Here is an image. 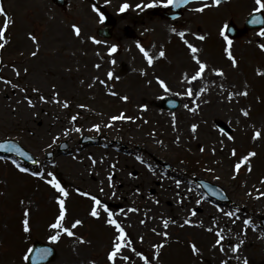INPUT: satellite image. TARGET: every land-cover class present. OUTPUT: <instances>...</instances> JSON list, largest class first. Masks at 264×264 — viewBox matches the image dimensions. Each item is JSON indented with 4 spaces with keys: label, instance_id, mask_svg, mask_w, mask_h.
I'll list each match as a JSON object with an SVG mask.
<instances>
[{
    "label": "rangeland",
    "instance_id": "1",
    "mask_svg": "<svg viewBox=\"0 0 264 264\" xmlns=\"http://www.w3.org/2000/svg\"><path fill=\"white\" fill-rule=\"evenodd\" d=\"M1 1L14 22L5 34L8 43L0 49V77L26 88V94L36 102V107L27 106L23 99L25 93L20 88L14 89L0 81V141L14 140L41 161V165L31 169L43 167L45 172L55 173L69 192L65 201V226L71 227L75 219H83V226L73 231L90 242L81 244L66 234H62L58 242L50 241L48 237L57 231L49 225L58 215L55 197L59 194L43 180L15 170L10 159H0V264H26L23 256L34 241L55 248L57 255L49 264H91L92 261L110 264L106 253L111 249L113 229L104 223L103 216L98 220L88 216L92 201L76 193L77 187L97 195L114 210L138 209L117 218L125 226L133 247L147 256L153 254L152 245L164 239L152 228L158 232L168 231V243L160 250L159 264H222L223 261L243 264L244 257L249 264H264V238H261L264 235V197L256 199L257 189L264 191V184L260 182L264 178V75L257 74L258 69L264 72V51L258 47V43H264V38L256 34L258 31H249L233 40L231 50L239 63L233 68L224 51L225 42L219 35V29L229 20L241 28L244 18L255 6L254 0L233 1V6L227 9L210 7L203 13L192 11L202 3L190 5L176 25L166 20L153 24L144 20L142 45L154 57L151 66L138 48L136 54L118 50L110 56L108 50L96 51L87 41L83 45L81 41L87 30L83 23L84 4L79 3V13L62 14L60 9L49 6L37 9L39 0ZM3 23L4 16L0 15V27ZM73 24L81 28L79 37L74 34ZM172 27L177 31L190 30L186 38L201 49V59L209 68H223L224 77L206 70L202 79L191 83L184 80V74L191 76L196 68L181 38L170 31ZM29 32L38 38L36 57L31 56L36 45L28 38ZM193 32L207 34L206 39L196 40L191 35ZM161 49L166 53L163 58L158 55ZM113 59L115 64L111 63ZM13 65L20 69L19 77ZM25 67L28 68L26 74ZM109 71L114 73L111 80L107 78ZM142 71L145 74H141ZM156 77L165 80L169 91L160 87ZM100 80L106 84H101ZM52 85L59 99L68 101V108L50 99L48 103L41 102L32 91L37 87L41 94L51 98ZM205 87L206 91L197 94ZM245 87L247 96H237L232 101L226 98L229 92L242 91ZM188 88L193 90L192 97L184 94ZM110 91L118 95H110ZM124 95L129 97L127 101L120 98ZM168 96L181 101L175 112L158 107V102ZM184 104L189 108L199 105V108L192 112ZM80 105L86 107L80 108ZM142 105L147 106L146 110ZM241 108L249 109L250 115L243 116ZM120 113L135 119L118 120L111 127H105L112 115ZM77 114L78 119L71 121ZM218 121L231 128L233 140L216 129L214 124ZM95 124L101 125L99 132L92 127ZM192 124L199 126L196 133L191 131ZM77 127L80 132L74 130ZM65 129L70 130L67 136L63 135ZM256 131L261 135L253 140ZM53 136L59 137L55 143ZM83 136L98 141L95 145L81 144ZM60 144H65L66 148L59 150ZM233 148L236 156L231 155ZM249 151L257 153L250 160L251 173L242 166L233 179V165ZM49 153L54 156L47 157ZM89 157L97 160L95 166ZM111 165L116 167L113 169ZM192 168L194 171L190 170ZM109 172L114 173V188L108 186ZM177 179L182 181L179 188L175 184ZM201 179L219 186L225 199H207L196 183ZM100 187L104 188L103 193L99 192ZM112 191L116 192V197L112 196ZM178 192L180 196L176 195ZM181 198L183 203H180ZM198 199L201 200L199 205ZM26 208L29 209L28 233L23 231L22 225ZM193 209L195 216L190 214ZM219 209L225 212L239 209V218L230 219ZM161 217L176 223L164 229ZM189 218L193 224L181 227ZM248 218L253 221L250 226L243 223ZM141 220L147 222L141 224ZM210 227L213 231L207 230ZM220 230L224 236L223 252L219 245L214 247L218 239L216 232ZM240 240H244L243 245L233 253L230 245ZM193 242L200 249L197 255L189 247ZM121 254L128 255L130 260L118 259L117 264H143L130 249H122ZM237 256L240 259H236Z\"/></svg>",
    "mask_w": 264,
    "mask_h": 264
},
{
    "label": "snow or ice",
    "instance_id": "2",
    "mask_svg": "<svg viewBox=\"0 0 264 264\" xmlns=\"http://www.w3.org/2000/svg\"><path fill=\"white\" fill-rule=\"evenodd\" d=\"M109 0H105V3H108ZM191 2V0H150L149 3H144L143 0H141V3H137L135 5V7L137 9L143 10L145 8H153L156 7L158 5H162L164 7H168L171 6L173 8H180L182 5H187ZM222 3V0H211V3H202L200 7L194 8L192 9V11L194 12H200L203 13L205 11V9H208L210 7H218L220 6ZM254 8L252 10V13L250 15H252V18L248 21L249 23L253 24V25H264V15H255L257 13H264V0H254ZM130 7V5L125 2L123 4L120 5L119 7V12L123 13L125 12V10H127ZM92 10L94 12H96L99 16V20L101 23L104 22L105 20V16L103 14V12L100 11V9L97 7L96 4L92 5ZM0 15L4 16V23L3 26L0 27V49H3L5 47V45L8 43V40L6 39V31L9 28L10 23L14 22L12 21L11 17L8 16V14L5 11V8L2 6V4H0ZM72 29L74 31V34L79 37L81 34V28L78 25L73 24ZM232 29L230 27V25L228 23H224L223 26L219 29V35L220 37H222L223 41L225 42V49L224 51L227 54V58L228 60L231 62V66L233 68H237L239 66L238 60L237 58L233 55L232 53V45H233V39L229 38L228 36V32H230ZM170 31L174 34H177L183 44L186 46L190 58L191 60L194 62L195 68L196 70L194 71V73L189 76L188 73H185L183 76V79L188 81L189 83H191L192 81H197L198 79H202L204 74L206 73V70L211 71L215 76L217 77H224L225 73L223 68L220 67H215V68H209L207 62L203 59H201L199 53L201 51L200 48H198L193 42L189 41V39H187V35L190 32V30H188V32L186 31H177V29L175 27H172L170 29ZM259 37L264 38V27L260 28L259 31L256 33ZM191 35L199 41H204L206 39V37L204 35H200L197 33H191ZM28 38L36 45V51L31 52V56L36 57L38 55L39 52V43H38V38L37 36L32 33L29 32L27 33ZM90 39L96 43V44H100L102 43V41L97 40L95 37H90ZM258 47L260 48L261 51H264V43H258ZM137 48L140 50L141 53H143L147 64L149 66H151L154 62V57L149 53L148 50H146L144 48V46L137 41ZM118 51V45L116 44H112L109 49H108V53L111 56L112 54L116 53ZM159 57L163 58L165 57L166 53L163 49H161L159 51ZM112 64H115L116 61L115 59H113L111 61ZM0 64H2V60H0ZM13 67V71L15 73V75L17 77L20 76L21 72L20 69H17L14 65ZM96 67H100V65H96ZM23 72L26 74L28 73V68H24ZM141 74H145L143 71ZM257 74L258 75H264V72L260 71L259 69L257 70ZM114 76V73L112 71H109L107 73V78L108 80H111ZM98 79V78H96ZM157 83L160 85L161 88H163L166 92L169 91L168 85L166 84L165 80L161 79L160 77H156L155 78ZM0 81H3L5 84L11 85L12 88H20V90L22 92L25 93L23 99L24 101L27 102V106L29 108H35L36 107V102L33 101V99H31L26 93H27V89L21 87L20 85L14 84L11 80H6L4 77H0ZM101 84H106V81L104 80H100L99 81ZM149 84H151V81H148ZM53 89L52 92V96L51 98L49 97H45L43 94L40 93V89L37 87H33L32 91L34 93L38 94V100L44 103H48L49 99L51 100L52 103L55 104H60L63 108H68L69 107V103L68 101H61L59 99V93L55 91V85L51 86ZM89 87H92V85L90 84ZM221 89H223V85L219 86ZM206 87L203 89H200L199 92L197 94H202L204 91H206ZM110 95L116 96L118 95V93H116L115 91H110L109 92ZM185 95L192 97L194 95L192 88H188L186 93H184ZM177 95H181L180 93H177ZM248 95V91L247 88L245 87L244 90L242 91H238V92H229L227 94V99L229 101H232L234 99V97L237 96H247ZM123 101H127L129 99V97L127 95L121 96L120 97ZM17 103H19V101H17ZM80 108H84L86 107L85 105H80ZM143 109L146 110L147 106L146 105H142L141 106ZM184 107L186 109H188L189 111L192 112H196L199 108V105H196L193 108H189L188 104H184ZM240 112L243 116L248 117L250 115V111L247 108H241ZM34 115H38V113H35ZM78 115H73L70 119L71 121H76L78 119ZM134 117L131 116H126L124 113H120L119 115H112L109 118V122L107 124H105V127H111L112 123L118 120H129L132 121L134 120ZM172 123L173 126H175V115L173 114L172 117ZM97 132L100 131L101 125L99 124H95L92 126ZM198 125L197 124H192L191 125V131L193 133H196L197 129H198ZM217 127H219L217 125ZM76 132H80L81 129L79 127L74 129ZM220 132L224 135L227 136V138L229 140H233L234 136L230 134L229 130H226L225 128H219ZM69 129H65L63 132V135L67 136L69 133ZM153 136H155V133H152ZM261 135V133L259 131H256L253 135V140H256L257 138H259ZM59 137L57 136H53V143H55V141L58 139ZM180 138L179 136H177L176 138V142L179 143ZM157 143H163V141H157ZM222 143V141H221ZM49 147H51V145H49ZM0 149H3L7 152L10 153H17L20 157H26L27 160L31 161L32 164L35 165H41V161L39 159H34L31 155H29V153H27L26 151H24L18 144H16L15 142H13L12 140H5L0 142ZM200 151L203 152L204 151V147L201 146L200 147ZM213 153L215 152V148L212 149ZM232 156H236V150L235 148L232 149L231 152ZM257 155V153L255 151H249L246 155H243L242 157H239L237 159V162L233 165V170H234V174H233V179L236 178V175L239 174L242 166H246L247 170L249 173H251L252 171V165H251V158L255 157ZM0 159H5L4 157H0ZM89 159H91V163L93 166L96 165L97 160L89 157ZM138 160L142 161V157H137ZM101 163L103 162V159H101L100 161ZM11 163L15 166V168L17 170H19L22 173H28L33 177H37L40 180H43L45 183H47L48 185H50L56 193H58L59 195H57L55 197L56 202L58 204V215L55 218V222L51 223L49 225L50 228L57 230L55 232V234H52L48 237V239L50 241H52L53 243L58 242L61 238L62 234H66L68 237H75L79 243L83 244V243H89L90 241H85L84 237L82 235H77L76 232L73 231V229H76L78 226H83L84 224V220L83 219H75L72 223H71V227H67L64 224L65 221V217L67 214V209H66V205H65V201L66 198L69 196V192L67 191V189L62 185L61 181L59 179H57L55 173L53 172H45V170L43 169V167H39L36 170H33L29 167H25L23 166L20 162H18V160L13 159L11 160ZM110 167H112L113 169L116 167L115 165H111ZM207 171H214L213 169H207ZM132 173H129V176H131ZM113 176L114 173L113 172H109L108 176H107V181H108V186L109 188H114V184H113ZM220 177H216V179H219ZM262 184H264V178L261 179L260 181ZM103 183V181L101 182ZM182 181L177 179L175 180V184L176 187L179 188L181 185ZM76 193H78L81 196L84 197H88L90 198V200L92 201V204L90 206V210L88 212V216L94 218V219H100L102 216L104 217V223L111 227L113 229V238L111 241V249L106 253V257L107 260L110 262V264H117V260L121 259L125 262L130 260V257L128 255H122L121 254V250L122 249H130L131 252H133L137 257H139L142 261L143 264H159V260H160V255H161V249H163L165 247V245L168 243V238H169V232L168 231H163V232H158L156 228H152V231L154 233H156L157 235H161L162 237H164V239L156 244L152 245L153 248V254L151 256H147L145 255L142 251H137L135 247H133V242L131 240V238L129 237L128 233L126 232V228L125 226L122 224V222L117 218L120 215H124L125 217L127 216L128 212H136L139 211L136 208H128L127 210L123 209V208H119V209H113L109 206V204L107 202H105L103 199H101L100 197H98L97 195L91 194L89 192L83 191L80 188H75L74 189ZM99 192L103 193L104 192V188L100 187L99 188ZM136 192L139 193V189H136ZM257 193L258 195L256 196V199H260L261 197H264V191H260L259 189H257ZM177 196H180V193L178 192L176 194ZM249 196L252 195L251 192L248 193ZM112 196L116 197V192L112 191ZM157 204H159V200L155 201ZM21 203H24V201H21ZM180 203H183V199L181 198ZM196 203L199 205L201 203V200H197ZM221 212H223V214L227 217H229L230 219L233 217H236L237 219L239 217H237V212H239V209H236V211H227L225 212L223 209H219ZM190 214L191 216H195L196 215V210H190ZM29 209H25L24 211V219L22 222L23 225V231L25 233L30 232V225H29ZM145 216H147V213H145ZM162 219V223H163V228L164 229H168L169 224L170 223H176V221L174 220H169V219H165L163 217H161ZM146 220H141V224L146 223ZM233 223H235V220L232 221ZM243 223L245 225H252L253 221L248 218L245 219L243 221ZM193 221L189 218V219H185L184 220V224L180 225L181 227H183L184 225H192ZM208 231H213V229L210 227L207 229ZM222 231H217L216 235L218 237V239L215 242V245H219L220 246V250L223 252L224 251V247L221 244V241L224 239V236L222 235ZM261 238H264V235L261 236ZM143 236L140 237V240L143 241ZM244 240H240L238 243H236L235 245H230L231 247V251L233 253H237L240 249V247L243 245ZM192 253L194 255L199 254L200 249L196 246V244L190 243L189 245ZM34 251V249L29 248L26 250V254L23 256V260L27 261L29 259V255L27 253H32ZM38 255L41 259H47L49 256L52 255V249L51 248H42L38 250ZM236 259H240L239 256L236 257ZM91 264H95V261H92ZM222 264H228L227 261H223ZM243 264H249V260L247 257L243 258Z\"/></svg>",
    "mask_w": 264,
    "mask_h": 264
},
{
    "label": "flooded vegetation",
    "instance_id": "3",
    "mask_svg": "<svg viewBox=\"0 0 264 264\" xmlns=\"http://www.w3.org/2000/svg\"><path fill=\"white\" fill-rule=\"evenodd\" d=\"M65 1V5L69 7L70 0H63ZM76 1V0H72ZM81 1H87L90 7L87 8L86 12V29L91 30L90 33H97L99 30L98 26H95V23L97 21V16L95 14H90L93 12L92 5L96 4L99 8L101 5L105 8L106 11H108L113 16V25L110 28V33L112 40L116 45H120L124 47L125 51H135L137 47V41H140V36L143 34V21H149L151 24H153L155 19H159L161 17H166L167 9L161 8V7H153V8H145L142 10V12L136 13L137 8L135 7L136 3L125 0L129 5L131 11L125 10V12L121 13L120 15H117V11H119V5L115 2H108L105 4L100 3V1L97 0H81ZM124 1V3H125ZM101 27V26H100ZM101 41V40H100ZM85 42V40H82V44ZM92 46H98V48H105V43L100 44H92ZM130 48V49H129Z\"/></svg>",
    "mask_w": 264,
    "mask_h": 264
},
{
    "label": "water",
    "instance_id": "4",
    "mask_svg": "<svg viewBox=\"0 0 264 264\" xmlns=\"http://www.w3.org/2000/svg\"><path fill=\"white\" fill-rule=\"evenodd\" d=\"M229 33V32H228ZM168 109H174L176 106V103H167L166 104ZM219 128H225L226 130H228L223 124H220ZM16 156L20 157L17 153H14ZM42 248H47L45 246H41L39 244H35L33 246L32 249H34V251L32 253L29 254V259L27 260L29 264H37V261H40V263H45L46 261H48L49 259H51V256H49L47 259H41L38 255V250L42 249ZM53 253V252H52Z\"/></svg>",
    "mask_w": 264,
    "mask_h": 264
}]
</instances>
